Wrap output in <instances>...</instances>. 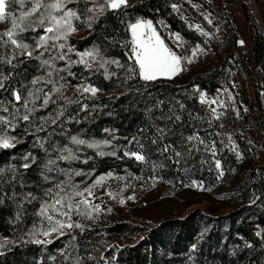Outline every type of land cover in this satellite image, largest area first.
<instances>
[{"label":"trees","instance_id":"obj_1","mask_svg":"<svg viewBox=\"0 0 264 264\" xmlns=\"http://www.w3.org/2000/svg\"><path fill=\"white\" fill-rule=\"evenodd\" d=\"M177 1L181 2L193 17L205 24L202 16L189 3V1L203 3L204 0H137L127 7L122 6L120 9L106 13L105 17L98 21L99 26L96 27L94 33L89 30L81 38H77L74 34L70 37L69 43L77 50H84L95 45L101 49L105 57L119 60L122 67H117L115 64L108 65V70L117 73V75L105 79L103 69L99 72L93 71V74L88 76L86 70L82 72L81 65L73 64L71 66V71L77 73L76 78L68 77L71 84L80 82L79 76L82 74L87 77L90 83L102 89L100 92L107 94H99L95 99H88L87 102L90 105L95 104L98 107L87 118L81 114L78 117L79 124H67L65 126L67 134L68 136L81 134L85 139L112 140V144L104 146L102 150L106 153L115 150L117 156H98L96 149L81 146V151L78 153L81 157L80 160L58 161L57 163L61 168L71 167L82 169L84 172L95 168L96 172L87 180L82 175L72 177L74 182L84 181V186L95 179L96 175L109 170L117 175L125 176V180L110 178L109 183L113 181L117 183L116 188H111L114 192L129 180L131 184L125 189L133 191L145 190L148 185L163 182L169 186L168 196L172 197L178 196L184 190L197 189L202 197L211 202L210 211L212 214L197 211L181 220H172L150 227V225L142 223V220L137 218V214L127 215L122 214V211H117L120 217H116L115 212L116 216L112 217L109 214L112 211L102 213L96 223L86 232L80 233L79 230H75L73 233L79 237V246L74 251L84 256L85 259L88 252H91L95 257L94 260L87 261L86 264H105V261L108 264H264V163H259L256 154L257 147L248 140L246 131L240 132L237 129L238 125L235 119L232 121L234 128L231 131V136L237 147L235 150L231 149L221 119L211 112L212 103L209 101L201 103L199 97V92L204 91L207 98L214 99L216 102L220 101L221 89L231 85V72L236 69L234 61L237 58L233 56L234 54H228L219 68L191 75H178L173 79L158 78L147 84L138 77L129 79L126 76L127 67L132 63L127 55L130 49V34L126 30V24L134 21L137 17L153 20L154 26L161 33L162 38L180 55H187L192 45L203 43L201 36L188 26V20L183 17L180 10L178 14L170 7ZM225 1L228 3L232 0ZM30 6L31 0H25V10ZM69 7H76V4H70ZM80 7H83V0H81ZM9 11L18 16L20 6L13 3ZM125 13H127L126 16ZM122 20L123 23H121ZM159 20L163 21V25L156 23ZM79 22L75 21L77 25ZM8 27H10V18L0 21V33ZM169 32L181 35L182 47H175L173 40L169 38ZM37 34L28 31L24 34V38L33 43V37ZM105 36H110L112 39H105ZM121 41L128 42L127 47L123 46ZM2 51L3 49H0V52ZM237 51L245 59L246 70H248L246 65L248 59L261 60L264 66V37L252 36L251 56L242 53L241 49ZM69 55L73 60L77 58L75 52L69 53ZM62 63L57 62L58 65ZM38 64V61L32 60L19 71L26 74L27 80L30 82L33 76L42 74L38 69ZM263 76L264 73H261V83L255 88L256 103L262 109V113H264ZM122 81H126V83H121ZM193 85H197L198 90L194 89ZM29 86L31 85L29 84ZM40 86L37 85V87ZM193 93L195 94L193 95ZM64 94L72 96V88H67ZM6 98H8V94L0 92V100ZM173 99L184 104V109L180 111L183 112L185 126L183 129L177 127V131H183L187 135L191 131L197 130L203 136L206 135L204 130L213 131V128L209 127L211 123L214 126V131L221 133L216 144L219 149L216 158L221 160L224 170V175L220 179L216 178L218 173L214 162H212L211 154H206V159L210 163H206L203 167L199 163L193 164L192 160H188L186 163L182 162L180 168L170 162V166L156 170V174L163 177L156 181L149 179L152 174L151 165L145 166L137 162L134 157H124L125 148L136 150V141H133V137H136V140L141 143L150 144V139L145 140L143 137L150 138L151 130L141 132V129L148 127L145 124V109L152 108L157 100L162 101L160 109H153L155 117L159 118L162 111L167 114L168 108L174 106ZM72 107L75 108V105ZM88 111L91 113L92 109L89 108ZM0 114L4 113L0 111ZM47 114L48 112L44 110H40L38 113V115ZM193 117L202 119L193 128H190L188 125L192 124ZM245 117L247 116L245 115ZM21 123L22 126L8 129V133L16 137V143L12 148L0 149V167L9 163L19 166L24 163L21 157L25 153H35L40 158V162L31 166L26 172L21 169V172L27 179L24 191H32L39 195L40 187L50 186L47 182L41 181L40 168L51 154H46L34 147V137L31 132L27 135L24 134L27 125ZM155 123L164 127L165 121L156 119ZM168 126L172 127L171 124ZM105 129L109 131L105 132ZM221 140H223V144L220 143ZM129 141L132 143L130 144ZM52 142H59L61 146L69 143L67 136H56ZM236 150L242 153L239 160L235 156ZM149 154L153 162L161 159L155 150H150ZM85 157L91 159L85 163ZM52 158L55 157L52 156ZM195 159L199 161V155ZM182 169H186V171ZM233 169L235 171H232ZM50 174L57 175L55 172ZM136 177L142 178L136 179ZM59 179H64L62 174ZM193 180L202 182L203 186L201 187L199 184L193 186ZM16 190L20 191L18 186ZM111 200H104L102 207L110 206ZM35 206L38 207V203ZM218 207H227L229 211L225 215L215 213ZM26 208L27 216L22 218L23 225L31 227L33 223H36L39 227V220L33 215V206L26 205ZM14 213L15 205L11 202L0 205V236H8L10 239L19 237V233H16L14 237L12 228L15 226L10 223V219L14 218ZM73 219H79V217L74 216ZM85 223L89 222L85 221ZM147 229L149 232L135 244L125 247L105 246L110 237L140 233ZM256 232H260L261 236H257ZM69 239L66 234L53 239L47 245L30 242L12 243L6 251L0 254V264H63L62 257L57 250L64 247ZM96 244L103 246L104 250L96 249L94 247ZM193 244L196 245L195 249L192 248ZM49 256H55L56 260H49ZM113 257H115L114 260Z\"/></svg>","mask_w":264,"mask_h":264},{"label":"snow or ice","instance_id":"obj_2","mask_svg":"<svg viewBox=\"0 0 264 264\" xmlns=\"http://www.w3.org/2000/svg\"><path fill=\"white\" fill-rule=\"evenodd\" d=\"M12 3L20 6L19 15L8 10L6 0H0V21L10 18V27L0 33V92L8 94V98L0 100V149H9L14 147L16 137L8 133V129H15L18 126L26 124L24 134L31 132L34 137V147L39 148L48 156L46 161L41 164L40 178L42 182H47L50 186L40 187V194L36 195L32 191L25 192L27 179L21 169L26 172L31 166L40 162V158L33 152L25 153L21 159L24 163L17 166L14 163L6 164L0 167V205H6L9 202L15 205L14 218L10 223L14 237L19 233L18 238L10 239L8 236H0V254L7 250L12 243L20 244L25 242L37 245H47L59 236H69V242L64 247L57 250L62 257L63 264H86L95 257L91 252L87 253L85 259L74 249L79 246L78 235L73 234L75 230L80 233L92 227L99 219L100 215L112 211L111 206L102 207L104 198L116 199L117 193L111 190L109 180H125V176H120L112 170L102 172L95 176L87 186L84 181L74 182L73 176H84L87 180L92 176L96 169L92 168L88 172L76 168H61L58 161H77L81 157L78 153L81 146L96 149V155L117 156L115 150L106 153L102 150L104 146L111 145L112 140H94L85 139L81 134L68 136L67 128L69 123L79 124V116L83 114L85 118L92 115L96 108L95 104H89L88 99H95L98 92L102 89L95 84L90 83L84 75L79 76L76 84H71L68 77L76 78L77 73L71 71L73 64L81 65L82 72L87 71L88 76L93 71L104 70V78L114 77L115 72L108 70V65L115 64L122 67L117 59H110L103 55L101 49L95 45L84 50H77L71 43L70 37L77 33L79 28L75 21H80L91 31L95 32L98 21L105 17L106 13L127 7L128 0H83V7H80L81 0H31V6L25 10V0H11ZM70 4H76V7H69ZM195 6V5H194ZM173 11L179 14V5L172 3L170 5ZM127 13H125V16ZM204 20L212 24L210 14L204 15ZM124 21L122 20L121 23ZM156 23L163 25V21ZM190 28H195L201 35L213 36L212 32L205 31L198 24L189 23ZM126 30L130 34V51L127 53L128 59L132 61L127 67L126 76L130 79L138 77L146 84L156 81L158 78H171L177 73L183 71V63L192 62L193 56L205 49L197 43L192 48V55H180L172 46L166 43L160 32L154 26L151 19L137 17L134 21L126 24ZM31 31L34 34L33 43L24 38V34ZM169 38L173 40L175 47H182V37L179 33L169 32ZM105 39H112L105 36ZM114 42V41H113ZM122 45L127 47L128 42L121 41ZM243 43V41H238ZM75 52L76 59L73 60L69 53ZM35 60L38 61V69L41 75L33 76L31 81L27 80L26 74L19 70L26 63ZM63 62L58 65L57 62ZM6 66V67H4ZM63 73V74H62ZM121 83H126L122 81ZM29 84L31 86H29ZM37 85H41L37 87ZM71 87L72 96L65 95L67 88ZM198 90L197 85H193ZM26 90V91H25ZM220 91L219 89L217 90ZM227 91V89H224ZM195 93H193L194 95ZM199 97L201 103L205 102V92L200 91ZM229 99L231 95L229 94ZM214 102V101H213ZM162 101L157 100L152 108H146L144 116L145 124L148 125L141 132L151 130L152 136H144L145 140L150 139V144L146 145L136 140V150L125 148L124 157H134L137 162L145 166L151 165L152 181L163 179L156 174V170L164 169L170 166V162L181 167L182 162L192 160L193 164L199 163L203 167L210 163L206 159V154H211L217 170V179L224 175L221 166V160L216 158L217 138L221 133L214 131V126L210 123L209 127L213 131L204 130L206 135H201L200 131L193 130L185 135L183 131H177V127L183 129L185 122L183 120L184 104L172 100L173 107L168 108L167 114L163 111L159 118L155 117L153 109H160ZM75 105V108L72 106ZM54 106V107H51ZM51 110L49 111V108ZM234 107V106H233ZM91 108L90 113L88 109ZM179 109V110H178ZM40 110L47 111V115H38ZM214 116L218 118L216 109H211ZM156 119L165 121L164 127L155 123ZM200 117H193L192 124L188 127L193 128ZM211 120V118H210ZM171 124L170 128L168 125ZM109 130L105 129V132ZM56 136H67L69 143H53ZM228 143L231 149H236V144L231 134H227ZM131 144L132 141H129ZM223 144V140L220 141ZM71 145V146H70ZM150 150L159 153V161H151ZM199 155V161L195 157ZM52 156L55 158L53 159ZM237 160L242 157V153L235 151ZM85 157L84 162L90 160ZM185 170L186 169H182ZM232 171H235L234 169ZM57 173L56 176L50 173ZM64 179H59L60 175ZM142 177H136L140 179ZM131 181L125 183L120 188L119 203L124 204L125 200L135 199V195L125 197L122 195L125 188L129 187ZM193 186L200 185L202 182L193 180ZM19 187L20 191L16 188ZM187 186V185H185ZM99 190V196L96 195ZM99 201V202H96ZM251 202V201H250ZM38 203V207L35 205ZM26 205H32L34 208V217L39 220V227L33 223L31 227L23 225V217L27 216ZM79 219H73V217ZM88 221L89 223H85ZM27 227V230L25 228ZM261 236L260 232L255 233ZM143 239V237H141ZM250 246V245H249ZM112 247V245H108ZM122 247V245H121ZM195 249L196 245L193 244ZM103 256L101 255V259ZM49 260L55 261V256H49ZM113 260L115 257L112 258ZM105 264H108L105 261Z\"/></svg>","mask_w":264,"mask_h":264},{"label":"rangeland","instance_id":"obj_3","mask_svg":"<svg viewBox=\"0 0 264 264\" xmlns=\"http://www.w3.org/2000/svg\"><path fill=\"white\" fill-rule=\"evenodd\" d=\"M135 1L137 0H128L127 5ZM226 2L225 0H204L203 3L189 1L202 18L204 15L210 14L212 24H208L204 18L205 24L202 23L189 13L181 2H176L181 14L188 20V26L189 23L198 24L205 31L212 32L214 35L205 37L195 28H192L201 36L203 43L200 45L205 51L193 56L191 63L185 61L183 71L175 76L191 75L219 68L228 54H234L233 56L237 60L234 61L236 69L231 72V85L224 88L227 91L221 89L219 102L206 96L205 101L212 103L227 134H231L234 128L232 127L233 119L236 120L237 129L240 132L246 131L248 140L257 147L256 154L261 164L264 163V113L256 103L255 88L261 83L260 76L261 73H264V66L261 60L248 59L246 61L248 70H246L244 67L245 59L237 50L241 49L242 53L251 56L252 36L264 37V0H232ZM6 4H8L9 10L13 3L11 0H6ZM78 28V32L74 33L77 38H81L89 31L82 22L78 23ZM238 41H243V43H238ZM195 45L190 47L187 55H192L191 50ZM129 46L131 48V44ZM175 76L165 79H173ZM259 92L262 94L261 91ZM99 94L106 95L107 93L98 92L97 95ZM229 94L231 99L228 98ZM109 184L111 188L117 187V183L114 181ZM120 188L115 192L118 194L116 199L104 198L106 201L111 200L109 205L112 208V213L109 214L112 217L116 215V217H120L117 211H122V214L127 215L137 214V218L139 217L142 223L155 227L168 221L181 220L197 211L212 214L210 211L211 202L202 197L197 189L184 190L178 196L172 197L168 196V185L163 182H156L148 185L145 190L124 189L122 195L127 197L134 194L135 199H126L124 204H120ZM99 194L98 190L96 195L99 196ZM228 211L229 208L227 207H218L215 213L225 215ZM148 232L147 229L140 233L113 236L108 239L105 246H129L140 241L141 237H144ZM94 247L98 250H104L100 244H96Z\"/></svg>","mask_w":264,"mask_h":264},{"label":"built area","instance_id":"obj_4","mask_svg":"<svg viewBox=\"0 0 264 264\" xmlns=\"http://www.w3.org/2000/svg\"><path fill=\"white\" fill-rule=\"evenodd\" d=\"M263 124H264V122H263ZM263 127H264V125H263Z\"/></svg>","mask_w":264,"mask_h":264}]
</instances>
